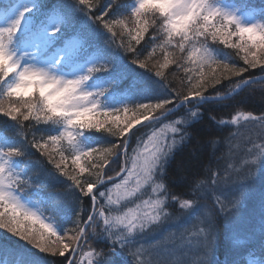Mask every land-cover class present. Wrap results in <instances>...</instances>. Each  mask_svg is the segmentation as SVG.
<instances>
[{
    "label": "snow or ice",
    "instance_id": "obj_1",
    "mask_svg": "<svg viewBox=\"0 0 264 264\" xmlns=\"http://www.w3.org/2000/svg\"><path fill=\"white\" fill-rule=\"evenodd\" d=\"M17 2L10 0L0 5V117L7 118L0 124V229L41 253L63 257L67 264H79L76 253L81 250V241L88 236L89 228L93 234H97L95 222L99 216L103 217V232L107 233L110 248L106 255L95 253L101 259L89 260V264H119L112 259L118 251L117 246L120 251L129 249L130 255L139 261L141 249L131 251L134 242L131 234L137 228L143 230L160 221L165 206L164 198L145 200L143 207L138 204L135 210L129 209L124 215L115 217L113 223L102 209L97 208L98 186L104 183L105 177L107 181L114 182L115 177L108 175V171L112 165L119 163L116 176L126 173L121 183H115V190L120 193L119 199L134 196L145 184L155 185L153 193L158 189L167 191L164 183H156V179L158 175H163L173 147L188 135L181 126L190 125V118L198 116V112L190 106L200 105L204 100L227 99L236 89L242 90L255 83L251 69L258 68L264 73V23L243 24L235 13L213 6L210 0H135L130 12L134 27L127 29V44L122 42L119 45L126 54L131 55V63L152 71L149 59H140L139 50L133 42L135 45L141 43L149 27L156 23L152 17L158 13L164 44H171L175 37L180 38L177 46L181 53L187 52V56L182 58L193 66L191 69L185 67L184 71L193 74L188 75L187 84L181 90L159 80V93L148 102L135 104L131 108L127 105L109 108L101 97L109 93L111 84L95 87L91 83L97 73L108 70V65L99 60L90 62L102 52L94 46L90 35L82 27L76 26L74 13H83L93 24L109 33L114 41L116 28H125L126 22L112 14L115 5L113 0L107 3L105 0H37L34 6L21 7H17ZM41 4L43 14L39 18L30 17L25 25L26 16ZM49 22L52 23L51 27H47ZM124 34L121 31L120 35ZM201 37L204 38L203 42L200 47H196ZM233 37L237 39L233 41ZM209 38L213 42L218 40L227 48L237 49L238 54L243 53L240 59L244 66L217 58L206 46ZM16 43L27 46L17 52L12 47ZM176 62L173 55L166 52L163 63L158 67L153 65L156 68L155 77H163L162 70ZM245 73H248L247 78ZM224 81L228 82L224 93L217 91L215 97L206 95L209 88L215 89ZM181 108L187 109L188 116L154 129L142 141V148L138 145L133 149L135 155L131 157L129 168V134L135 135L132 132L134 127L141 125L154 128ZM240 120L258 127L264 135V112L259 115L241 112L232 116L231 123L236 124ZM40 124L53 127L45 130L35 128V132L42 134L37 138L33 132L29 140V132ZM86 131H103L115 140L106 147L85 149L81 138ZM4 132L21 136L22 142H13L12 137L2 134ZM169 132L173 134L170 141L167 137ZM253 147L259 151L253 154L251 165H256L257 158H260V164L264 166V145L254 144ZM28 148L39 152L55 172L71 182L65 193L69 197L67 202L72 210L73 227L64 229L63 233H59L52 223H44L37 212L17 195V192L25 190L28 181L12 167V163H17L16 158L27 156ZM49 174H52L51 170ZM83 175L89 178L84 179ZM216 175L212 173L213 177ZM254 175L250 167L248 174L240 179L237 195L232 200L226 202L218 196L214 197L217 208L214 212L204 213L206 221L197 215V220L206 223V227L195 233L199 237L196 244L201 249V264H216L213 258L216 216H223L225 220L236 217L243 206L241 198L247 196ZM132 179H135V186L129 188ZM212 182L215 184L216 180ZM208 187L205 181H197L193 186V194L203 197ZM77 190L79 196L76 195ZM99 195L103 197L105 192H99ZM81 196L91 201V211H85ZM171 199L175 201L177 197L172 196ZM108 202L117 201L109 194ZM194 203V200H180V208L192 209ZM24 221H31V224H25ZM37 224L39 227H36ZM116 225H123L124 231L114 236L112 229ZM261 231L264 235V220ZM159 243L157 241L150 247L156 248ZM260 250V259L255 264H264V240L261 241ZM64 261L59 264H64ZM224 264L238 262L225 260Z\"/></svg>",
    "mask_w": 264,
    "mask_h": 264
},
{
    "label": "trees",
    "instance_id": "obj_2",
    "mask_svg": "<svg viewBox=\"0 0 264 264\" xmlns=\"http://www.w3.org/2000/svg\"><path fill=\"white\" fill-rule=\"evenodd\" d=\"M31 6L37 4V0H30ZM238 4L243 5L253 15L254 22L264 23V0H233ZM10 0H0V5L8 3ZM109 2V0H105ZM115 3L112 14L117 15L118 19H125L126 27H117V36L113 41L111 35L104 29L93 24L88 18L80 12L74 13L76 18V26L82 27L89 35L95 47L99 48L102 55H97V60L108 65V70L97 73L92 82L99 81L100 87L111 84L109 93L105 97H101L106 101V106L109 108H118L127 105L134 107L135 104L148 102L159 93V80H163L170 87L181 90L186 84L188 75L193 73H185L184 68L191 69L193 66L182 57L187 56V52L181 53L178 48L179 37H175L171 44H164V35L159 30V14L152 17L156 21L155 24L149 27L148 31L139 45L134 46L139 50L140 59H149V68L142 69L136 64L131 63V55L126 54L119 45L123 42L127 44L129 37L126 32L128 28H133L134 24L130 18L131 9L135 6V0H113ZM44 8L42 4L34 7L32 13H29L25 18V25H27L29 18L35 16L39 18L43 14ZM124 31L123 36L120 35ZM203 37L200 42L196 43V47H200L203 42ZM233 41L237 38L233 37ZM19 46L21 43H16ZM206 46L213 51L219 59H226L227 62L236 64L237 66H244L237 49L227 48L225 45L220 44L217 40L213 42L209 38ZM170 53L176 59V63H170L167 68L163 69V77H155L154 73L156 68L153 65L163 63L165 53ZM151 54V56H149ZM178 65H180L178 67ZM250 73L253 76L263 74L259 69H251ZM248 73H245V78ZM183 82V83H182ZM228 88V82L224 81L222 85H217L215 89L209 88L206 95H214L217 91L224 93ZM193 111L198 112L197 117H191V123L184 127V131L188 134L186 138L175 145L172 149L170 159L165 164L164 173L162 176L157 177L156 183H164V189H158L155 198H164L165 207L171 214H186L191 216L190 212H184L182 209H177L170 204L172 196L179 198L194 200L196 204H200L209 208L210 212H214L217 208L214 199V193L211 192L216 188L218 182L223 181L225 189L224 195L219 198L224 201L232 200L236 195V189L239 186V181L242 177L246 176L249 168L252 167L254 172L260 168L254 175L253 182L249 185L247 196L241 198L243 206L239 208L238 213H241L249 218H255L250 221L248 226H241L240 224L233 223L232 220H225L223 216L217 215L215 219L216 224V243L215 253L218 264H224L225 260H236L238 264H255L260 259L261 241L264 240L262 235V220H264V210L258 212L257 204L262 200V195L255 196L264 191V166L260 164V158H257V164L251 165L253 154L259 149L254 148L255 145H264V137L258 136L253 138L254 133L245 134L240 131V123L232 124L231 118L241 112H252L253 115H259L264 112V80L255 81L249 84L242 90L235 93L233 96L224 100H207L202 101L200 105L190 106ZM188 116L187 109L181 108L174 115H170L167 122L173 119H184ZM211 117V118H210ZM7 118L0 117V124ZM223 121V122H222ZM162 122V123H163ZM11 124V121H8ZM27 123V122H25ZM161 124V123H160ZM157 124L154 127L160 125ZM51 125H35L34 129L29 132L28 139H32V133L35 128L41 130L49 129ZM151 128L140 127L131 135V142L129 145L130 150L133 143L143 137L145 131ZM3 135L10 136L13 142L21 143V136H12L11 132H4ZM41 132H35L37 138ZM55 134V133H53ZM173 135H169V141ZM179 139V137H176ZM114 141L115 138L111 137L106 132L86 131L81 138V142L85 149L88 147H101L108 146V143ZM231 152H233L231 154ZM22 178L28 181V186L25 187L23 192H20L24 197L31 198L37 202L40 207L39 215L44 223H52L59 233H63L64 229L73 227L71 223L72 210L70 204L67 202L69 197L65 193V189L71 183L65 177L60 176L55 172L52 165L47 163V159L42 157L35 149L28 148L27 156L23 158H16ZM129 162V161H128ZM70 165V160L68 161ZM232 164L231 168L230 165ZM119 166V163L112 165ZM236 166V168H235ZM51 170L52 174H49ZM112 170V169H111ZM108 171V175L116 174L115 172ZM216 173V177L212 173ZM82 178L88 179L86 175ZM195 178V179H194ZM91 179H95L92 177ZM213 179L216 183L213 184ZM205 181L209 186L206 195L201 197L193 194V186L197 181ZM107 183L99 188L103 189L105 186L112 184ZM140 189L135 198L127 203H119L118 208L127 209L132 207L135 202H139V198L149 195L152 184ZM98 192L96 196L98 197ZM79 196V191H76ZM83 202L85 211H90L91 201L88 198L80 197ZM197 200V201H196ZM100 206L110 220L114 217V207H109L112 211L105 206L101 199L98 198ZM264 206V201L262 206ZM264 209V207H263ZM117 213V211H116ZM194 216V215H192ZM86 219V216H85ZM31 221H24L25 224ZM103 222V217H102ZM36 227H39L37 224ZM105 225L103 223L102 230L97 234H93L92 229H88V236L85 238L80 251L76 254V259L86 250L93 251L95 261L101 259L95 253L108 254L110 248V241L107 239V233L103 232ZM158 227V223H152L145 229H136L131 234L133 246L138 241L137 239L150 229ZM3 232L11 235L16 242L15 244L0 241V258L6 264H59L64 261L63 257H52L46 253H41L38 249L33 248L31 245L18 237L13 236L11 233L0 229ZM163 230V229H162ZM124 231L123 226L116 225L112 229L114 236ZM151 238L154 237L155 231L148 232ZM126 234V233H125ZM114 238V237H113ZM113 254L112 259L117 260L119 264H139L135 257L130 255L129 249L123 251L119 250ZM67 262L64 261V264Z\"/></svg>",
    "mask_w": 264,
    "mask_h": 264
},
{
    "label": "rangeland",
    "instance_id": "obj_3",
    "mask_svg": "<svg viewBox=\"0 0 264 264\" xmlns=\"http://www.w3.org/2000/svg\"><path fill=\"white\" fill-rule=\"evenodd\" d=\"M210 2H213V1L211 0ZM21 6H29V0L20 1V3L17 4V7H21ZM213 6H217V7L223 8L227 11H231V12L235 13L240 18L241 23H243V24L252 23V22H248L247 21L248 19L243 17V14H241V11L239 10L240 7L237 5L213 3ZM51 26H52V23L50 22L47 27H51ZM25 47H23L19 51H22ZM19 51H17V52H19ZM96 60H97V58L94 57L90 62H95ZM94 86L100 87L99 84H96ZM173 120H176V119H173ZM173 120L163 122L160 125H158L154 128H151L149 131H145L143 134V137L141 139H139L138 141H136L135 143H133L130 150L128 151V161H129L128 167L129 168L131 167V157L135 155V152L133 151V149H136L138 145L140 148H142L143 147L142 141L146 140L147 137L149 135H151V133L154 129L163 128L164 124H168ZM238 123H240V131H243L245 134L254 133L255 135L253 136V138L258 137L261 134V130L258 127L251 125L244 120H240ZM169 135H173V134L169 132V133H167V137ZM260 136H262V134ZM263 137H264V135H263ZM232 153L233 152H231V154ZM229 165L231 168L232 164H229ZM12 167L15 168L16 171L20 172L18 169L19 168L18 165L17 164L15 165L14 162L12 163ZM235 168H236V166H235ZM259 169L260 168H258L255 171V173ZM117 170H119V166H114L112 168L111 172H115ZM21 175H22V173H21ZM125 175H126V173H123V175L118 180H116L112 184L105 186V188L99 190V192H105V196L101 197L99 195V192H98V198L101 199V202L105 206H107L110 211H112L111 207H114V211H115L114 214L115 215L113 217V220L111 219V221L113 223L115 222V217L124 215L125 213H127L129 211V209L135 210L136 206L138 204L143 207V201L155 199V194L157 193V192L153 193L152 188L155 185L152 184V188H150L149 195L139 198V202H135V204H133L132 207L127 208V209L118 208L119 203H127V202L133 200L135 198L136 194H138V192H139L138 191L134 196L126 197L125 199H119L120 193H118L115 190V183H121L123 181V177ZM147 185L148 184L143 185L141 187V189L143 190L144 189L143 187L144 186L147 187ZM134 186H135V179H132L129 182L128 187L131 188ZM224 189H225V184L223 181H220L216 185V188H214V190H212L211 192L214 193L215 197L216 196L220 197L221 195H224V193H223ZM109 190H111V192ZM262 193H264V191H260L255 196V201L257 200V196L262 195ZM109 194L112 196L113 200L117 201L116 203H109L108 202V195ZM17 195L20 197L18 192H17ZM20 199L29 208L36 211L37 215H38L39 207L37 204H34L29 200L24 201L21 197H20ZM183 199L184 198H179V197H177V200H175V201L170 199V204L175 206L177 209H181L180 208V200H183ZM263 201H264V199L260 200L259 203L257 204L258 212H261L264 210L263 209L264 206L261 207ZM116 211H117V213H116ZM182 211L190 212L191 216L186 215V214H171L170 212H168V209L164 206L163 212L161 214V219H160V221L156 222V223H158V227L157 228L154 227L148 231V232L155 231L154 237L158 236L157 239L151 238L148 232L143 233L137 239L138 241L133 246L132 250L136 251V249H141V252L139 254V261H137L139 264H201V259H200L201 249L199 247H197V244H196L199 237L196 236L195 233H197L200 228L206 227V223H201L199 220H197V215H200L201 219H204L206 221L207 217L204 215V213L205 212L211 213V212H210L209 208L206 207V205L202 206V205L196 204V203H194L192 205V209H182ZM192 215H194V216H192ZM256 218L257 217L251 218L249 220V218L247 216H245L241 213H237L236 217L234 219H232V221H233V223L240 224L241 226H248L249 222L254 221ZM28 224H31V222ZM95 226H96V233L98 234L103 228L102 217L97 216ZM120 226H123V225H120ZM137 229H139V228H137ZM140 231H141V229H140ZM97 234H95V235H97ZM0 241L1 242L5 241L6 243H11V244L16 245V242L13 239V237L11 235L7 234L6 232H3L2 230H0ZM157 241L160 242L159 245L156 248H151L150 245L156 243ZM213 258L216 261V264H218L215 250H214V257ZM0 264H6V263L4 262L3 259L0 258Z\"/></svg>",
    "mask_w": 264,
    "mask_h": 264
},
{
    "label": "water",
    "instance_id": "obj_4",
    "mask_svg": "<svg viewBox=\"0 0 264 264\" xmlns=\"http://www.w3.org/2000/svg\"><path fill=\"white\" fill-rule=\"evenodd\" d=\"M253 78H255V81H259V80H262L261 78H264V73L263 74H260V75H257V76H253ZM240 89H236L233 93H232V95L231 96H233L235 93H237L238 91H239ZM208 96H212V97H215V94L214 95H208ZM230 96V97H231ZM229 98V97H228ZM212 100H224V98H215V99H212ZM205 101V100H204ZM177 110H179V109H177ZM176 110V111H177ZM144 123H147V122H144ZM139 127H142L141 125H136L135 127H134V129H136V128H139ZM133 129V130H134ZM132 130V131H133ZM130 135V139H131V133L129 134ZM122 174V173H121ZM114 177L115 178H117V177H119V176H116V175H114ZM106 182H109V181H107V178H105V180H104V183H106ZM103 183V184H104ZM101 186V185H100ZM99 187V186H98ZM91 211V210H90ZM84 256L85 255H83L82 257H81V260L84 258Z\"/></svg>",
    "mask_w": 264,
    "mask_h": 264
},
{
    "label": "flooded vegetation",
    "instance_id": "obj_5",
    "mask_svg": "<svg viewBox=\"0 0 264 264\" xmlns=\"http://www.w3.org/2000/svg\"><path fill=\"white\" fill-rule=\"evenodd\" d=\"M82 264V263H81Z\"/></svg>",
    "mask_w": 264,
    "mask_h": 264
}]
</instances>
